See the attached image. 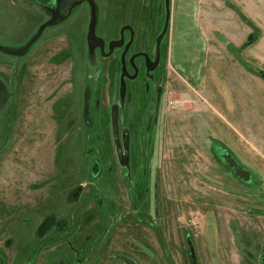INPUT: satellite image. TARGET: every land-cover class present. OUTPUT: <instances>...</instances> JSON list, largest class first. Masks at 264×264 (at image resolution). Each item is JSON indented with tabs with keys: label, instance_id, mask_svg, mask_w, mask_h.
<instances>
[{
	"label": "rangeland",
	"instance_id": "obj_1",
	"mask_svg": "<svg viewBox=\"0 0 264 264\" xmlns=\"http://www.w3.org/2000/svg\"><path fill=\"white\" fill-rule=\"evenodd\" d=\"M5 1L0 264H264V0Z\"/></svg>",
	"mask_w": 264,
	"mask_h": 264
},
{
	"label": "water",
	"instance_id": "obj_2",
	"mask_svg": "<svg viewBox=\"0 0 264 264\" xmlns=\"http://www.w3.org/2000/svg\"><path fill=\"white\" fill-rule=\"evenodd\" d=\"M36 1L39 3L46 4V5L50 6V4L53 3L54 0H36ZM231 6L236 10V12L240 15V17L245 22H247L248 24H250L251 26H253L257 30V27L243 14V12L240 9H238L233 4ZM96 41L101 42V40L97 39L94 35H90V38L88 39V42L90 43V45L93 46V44L96 43ZM114 43L116 45H120L122 42L117 41ZM236 58L238 60H242L240 58L239 54H236ZM158 62H159V58H157L154 62L150 61L149 68H152V69L155 68V66L157 65ZM112 120H113L114 137L116 139L117 146L119 148V152H122L121 151V144L119 141L120 139H119V129H118V112L116 109H113ZM124 146H125L126 153H128V151H129V137H128V135H126L124 137ZM215 147L217 149V154L222 158V160L225 162V164L230 168V170L232 171L234 176L236 178H240V179L246 181L247 178L252 173V171H250L245 166H243L241 164V162L239 161V159L234 155V153L228 147H226L224 144H218L217 145V143H216ZM251 175L253 176V173ZM191 257L193 260V264H196V259H195V254L193 252V249H191Z\"/></svg>",
	"mask_w": 264,
	"mask_h": 264
},
{
	"label": "crops",
	"instance_id": "obj_3",
	"mask_svg": "<svg viewBox=\"0 0 264 264\" xmlns=\"http://www.w3.org/2000/svg\"><path fill=\"white\" fill-rule=\"evenodd\" d=\"M3 1H5V0H3ZM7 2L10 6L15 7L17 9L18 14L14 13V15H19L22 22L25 19L26 24L24 25V27L21 25L20 29L17 31H13V32L12 31H10V32L6 31V32H4L2 30V33L6 34V35L9 34L11 37H8V38L11 41H13L12 39L17 36V38L14 39V42H20L25 37V36L24 37H22V36L27 35V33H28L27 31L29 30L28 28H30L32 25H34V24H30V17L35 18L37 15L34 12L35 9H33V10L31 9V5L29 4V3H31V0H6L4 3L7 4ZM6 9H7V7H6ZM36 24H37V22L35 23V25ZM5 26H8V24L6 23ZM22 41H24V39Z\"/></svg>",
	"mask_w": 264,
	"mask_h": 264
},
{
	"label": "flooded vegetation",
	"instance_id": "obj_4",
	"mask_svg": "<svg viewBox=\"0 0 264 264\" xmlns=\"http://www.w3.org/2000/svg\"><path fill=\"white\" fill-rule=\"evenodd\" d=\"M137 58V57H136ZM134 56H133V58H131V63H132V61L134 60V59H136ZM146 61H147V63H148V65H149V63H150V60H149V57H147L146 58ZM152 62V61H151ZM154 62V61H153ZM135 77V76H134ZM119 136H120V134H119ZM126 135H124L123 136V141H124V137H125ZM129 137V136H128ZM129 143H130V137H129ZM124 151H125V146H124ZM217 151V150H216ZM126 152V151H125ZM48 220H46L45 221V223L47 224V222L49 221V218H47ZM192 260V259H191ZM193 261V260H192ZM136 264H139L138 262L136 263Z\"/></svg>",
	"mask_w": 264,
	"mask_h": 264
}]
</instances>
